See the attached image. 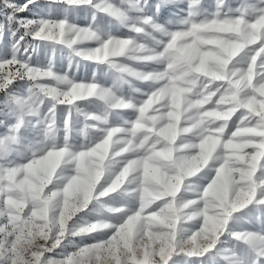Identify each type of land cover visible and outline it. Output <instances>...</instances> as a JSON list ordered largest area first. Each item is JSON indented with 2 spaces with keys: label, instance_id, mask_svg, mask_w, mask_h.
<instances>
[{
  "label": "clouds",
  "instance_id": "9594fccd",
  "mask_svg": "<svg viewBox=\"0 0 264 264\" xmlns=\"http://www.w3.org/2000/svg\"><path fill=\"white\" fill-rule=\"evenodd\" d=\"M138 2V0H137ZM223 5L215 6L212 13L229 18L237 25V31L230 39L243 41V44L237 45L235 50L231 52L234 57L232 66L228 68V72L232 75L240 77L243 75L244 62L248 58H254L257 54V49L252 47L257 41L264 39V0H220ZM54 7L53 3H48L46 8L48 11ZM112 5L109 2L101 3V0H96V3L86 7V12H91L95 16L94 22H89L86 27H76L69 24L64 27L60 36V47L54 52L43 50V55L38 59L39 68H34L29 72H25L21 67L17 78V85L0 95V145L4 146L2 158L6 164L17 165L20 160H30L37 152H47L49 154L59 155L64 159H70L78 154L79 150H73L74 145L70 142L72 139L82 138L79 145L80 149L92 146L94 152L100 154L101 165L99 171H89L85 179L92 184L97 183L101 178L107 180L110 170L104 167V160L111 150L113 157L118 156L121 152L128 148V139L125 133L127 129L119 127V124L110 123V116H119L120 121L127 122L124 116L119 113L113 115L114 110L122 106H133L125 104L123 99V85H128L132 92L139 91L132 84L133 80L147 82L148 87L152 84H159L156 89L161 95L169 89L170 83H174L177 74L170 75L169 73H181L184 77L185 87L180 91L191 93L192 95H201L205 88L212 85L213 81L202 79L199 75L189 74V69L183 65H174L169 60L162 49L160 52L151 50V54L155 66L150 70L145 71L139 65L132 62L140 59L147 45L131 44L125 46L123 44L106 45L105 41L109 35L107 30L111 25L117 23L127 26L128 24L135 25L140 19L137 13L129 12L127 9L102 15L101 9H111ZM41 11H45V6L41 7ZM73 11H75L73 9ZM208 9H202V15L207 13ZM184 18H179L175 23H182ZM40 27L37 23L27 29L28 32L35 31ZM44 32L50 36L57 33V28L47 26ZM37 44L40 42L37 41ZM101 50H104L102 56ZM12 54L15 56V47L12 49ZM211 54H205V57H210ZM95 62V63H90ZM222 66L211 65L208 72ZM195 73L194 71H191ZM208 73L206 72L205 75ZM46 77V79H38L37 77ZM84 76L93 78L96 83L91 86H83L77 83L79 78ZM167 80L165 81V77ZM15 78V74H14ZM160 81H165L160 83ZM199 81V85L198 82ZM199 87V92L194 89ZM231 87L226 89L220 96L217 103H222L229 98ZM214 93L208 92L202 100H190L185 97L188 107H198L200 104L207 102ZM235 97V93H231V98ZM20 98L27 100L24 106L19 105L16 101ZM81 99L82 103H73V100ZM67 101V103L65 102ZM69 105V108L61 107ZM175 105L179 108V101H175ZM70 113V115H67ZM169 116L176 115L169 112ZM215 108L200 113V119L196 125L182 129L184 132H191L193 137L190 139L183 137L185 141L180 145L186 149L180 153L174 160L165 164V167L175 168L177 176L183 175L187 177V183L184 185V194L180 199H185V194L195 193L198 186L191 179L194 177L198 169L197 153L194 151L197 147L201 151L205 149L206 142L211 139L205 135L210 129L202 125L206 118H219ZM67 116V118H66ZM176 118L179 119L178 115ZM163 119V117H161ZM214 123V119H208L207 125ZM223 125L219 128L211 129V131H222ZM197 128V131H192ZM171 130V134H169ZM176 128L174 124H167L161 127L158 133L166 141H171L175 138ZM235 135V134H234ZM62 137V143L59 142ZM145 135L141 144L147 140ZM157 143L159 140L156 141ZM165 149L169 150L166 144ZM65 168L61 169L58 181L53 190L45 198L43 202L33 201V207L40 210L45 222L42 226H38L39 230L30 235V238L23 244L19 245L18 250L15 248L21 237L17 236L15 240L9 242V246L4 248L0 259L5 264H82V259L79 256L69 254L66 258L62 257L61 253H55L57 246L62 240L66 244L75 245L72 239H66L64 233L66 231V220L72 217L67 216L69 207L75 209L82 207L87 202V194H84L81 200V194L78 189L72 188L71 204L68 201V185L71 181L80 174L75 171L66 172ZM253 173L247 176V182L243 184H234L232 188L233 210L243 207L250 202L258 191L264 195V178H254ZM179 184V182H178ZM178 188V185H177ZM229 207V205H225ZM189 215H192L189 213ZM244 220L243 215L236 216L233 221L235 226L243 227L241 223ZM251 223V221H248ZM77 231H86L89 227L87 221L77 222ZM47 231H44V229ZM257 231H264V228L256 226ZM208 230L202 229L194 231L191 229L182 228L177 234H171L173 242L169 243L165 239L162 247H167L170 251L167 256L169 258L173 254L175 257L183 259L184 264H191L189 258L192 256H204V253L209 254L200 264H224L221 259L225 255H233L236 251L217 248L213 253L212 249L216 244L217 234L213 230L212 235L206 234ZM246 235V230H242ZM7 240V236L5 237ZM248 246L251 247L258 255H264V237H252L248 241ZM235 248V245H233ZM240 252L246 253L245 246L241 247ZM71 253V252H69ZM18 258V259H17ZM166 258V259H167ZM245 264H249V257L243 256ZM165 259V260H166ZM160 258H157L159 264ZM173 264H178L177 260H173ZM251 264H256L255 258H251Z\"/></svg>",
  "mask_w": 264,
  "mask_h": 264
},
{
  "label": "snow or ice",
  "instance_id": "6c2138e0",
  "mask_svg": "<svg viewBox=\"0 0 264 264\" xmlns=\"http://www.w3.org/2000/svg\"><path fill=\"white\" fill-rule=\"evenodd\" d=\"M109 2L112 5L111 9H101L102 14L109 15L111 13L118 12L127 9L129 12L137 13L140 19L136 21L135 25L128 24L125 28L128 29L122 35H113L109 33L106 38L105 44H123L125 46L133 43L138 45H147V50L144 55L136 60L141 65H147L149 62H154L151 50L156 52L164 50L165 56L173 62L174 65H187L190 71L198 73L201 71L200 66L193 65L191 63L193 53L197 47H199V36L202 34L200 29L202 27L212 26L217 23L232 22L227 17H224L221 13L220 16H216L214 13L207 12L202 15V9L206 8L204 0H156L153 6L155 11L151 14L147 11L149 4L148 0H101V3ZM177 2L183 3L184 7L180 9L184 12L183 22L180 23L177 30H170L166 25L171 24V20L165 21L164 24L158 22V18L162 14V9L171 4ZM50 3L57 5V17L47 18V14L41 11V3L39 0H23V3L18 0H0V95L6 93L17 85V78L21 67L25 72H29L34 68H39L40 64L38 59L41 57V49L48 52H54L60 47V36L62 35L65 26L72 24L76 27L79 26L68 20V8L73 6H86L89 7L96 3V0H50ZM215 6L223 5L220 0H212L211 8ZM63 11V15H61ZM50 12V11H49ZM31 13V15H28ZM175 15V13H170ZM95 21V16H92V21ZM39 23L40 27L35 31L28 32L31 26ZM15 25V27H13ZM54 26L59 29V35L50 36L44 32V28L47 26ZM178 37L191 38V45L188 49L184 50L182 54L178 53L174 49V44ZM13 43H8L9 40H13ZM27 38V39H26ZM30 38V39H28ZM40 43L37 44L36 42ZM243 44V43H242ZM15 47V56L12 54V49ZM257 49V54L254 58H248L244 62L243 75L237 77L230 72H225L223 75L225 78L220 80H213L212 88L216 90L220 96L233 86V77L235 84L239 85L245 80L246 76L251 75V87L245 93L251 98L262 99L264 98V39L257 41L252 45ZM206 54V53H205ZM234 57L229 56L227 61L228 68L232 66ZM15 74V78H14ZM170 75L177 73H169ZM167 76L165 77V81ZM165 81H160L164 83ZM77 83L83 86H91L96 83L93 78L84 76L77 80ZM159 84H152L148 87L150 90L143 93V99L139 106L133 107V117L128 119L127 122H122L117 126L124 127L128 131L125 135L128 137L131 134V138L128 139V148L121 152L118 156L113 157L111 150L108 152L107 158L104 160V167L110 170L108 179L101 178L94 187L90 188L92 198L80 208L79 211H74L71 219L67 220L66 231L64 236L66 239L88 235L92 243H81L74 245V251L71 253L66 251H59L57 249H65V241L62 240L57 246L54 253H61L62 257L66 258L69 254L79 256L82 259V264H157V254L155 252L149 253L147 260L145 261L144 253L139 251L135 246V239L137 236L146 235L154 227L156 221L161 217H168V210L173 207V202L170 198L164 197L158 198L156 195H150L152 181L143 172V168L146 163L151 159L152 153L145 154L146 149L137 145L136 141L139 139L138 130L144 127L142 119L145 116V106L148 105L152 98L158 94L156 89ZM21 106L27 104V100L20 98L16 101ZM79 103V101L77 102ZM61 107L69 108L70 106L65 104ZM127 109L129 106H124ZM242 112L237 110L231 116L230 122L224 128V140L227 147V143L230 142V137L236 131L237 121L241 118ZM67 115H70L68 113ZM67 118V116H66ZM252 119L257 125L264 124V113L259 116L252 114ZM257 139V138H253ZM264 141V138H260ZM223 149L217 150V157L208 161V163L196 172L195 178L206 167L210 165V161L215 162L213 169L214 174L210 180L203 186H198L197 191L192 198L180 199L181 194H178L176 199L183 204V212L179 213L174 219L173 227L175 232L179 234L185 222L192 221L198 227L194 231H200L206 229L207 216L204 214V209L207 204L206 197L212 190L213 186L221 180L225 179V169L228 164L227 160H221L218 158V153ZM5 149L3 145H0V209L5 207V200L11 199L9 193L12 191V179L15 177L16 186L19 187L27 179L28 171L33 165H40L46 161L51 160L55 171L50 177L43 180L41 187L43 188V195L46 198L49 193L55 187V181L58 180L61 169L71 167L66 165L59 158V155L49 154L47 152H37L30 160H25L17 165L6 164L2 158ZM95 148L92 146L84 147L79 150L78 154L74 155L71 159L76 164V172L81 170L79 161L90 152H94ZM258 151L256 146L252 147V152ZM67 159H65L66 161ZM264 178V155H261L259 163L256 168L254 178ZM76 179L74 178L68 185V198L71 197V191ZM162 195V194H160ZM116 196L129 197L134 206L123 205L120 207L109 208V211L119 216V223H108L107 221L95 220L92 222L87 221L89 225H95L89 227L86 231H77L73 218L78 212L86 208L90 202H100L101 198L108 197L114 199ZM86 205V206H85ZM251 205L257 210V222H260V212L264 210V195L260 191L256 196L243 207L231 211L225 222L220 226L221 230L217 234L216 244L212 251L216 249L221 237L228 232L236 241L242 242L246 248V253L235 252L233 255L222 256L224 264H245L243 256L246 254L249 257V264H251V258H255L256 264H264V255H258L251 247L248 246V241L252 237L260 236L264 237V231L246 230V235L242 231L232 230L230 227V220H233L236 216L233 214L237 210L245 209L246 206ZM103 207V205H101ZM25 210L31 212L26 204ZM191 213L192 215H189ZM3 212L0 211V222L6 221ZM109 229L110 234L103 239H97L91 235L99 230ZM127 234V243L124 242V237ZM11 235V234H10ZM11 242V241H10ZM208 254L204 253V256ZM175 255L173 254L166 260L160 258L159 264H170ZM203 257V256H192ZM0 264L5 262L0 259ZM10 264V262H9ZM200 264V262H197Z\"/></svg>",
  "mask_w": 264,
  "mask_h": 264
},
{
  "label": "rangeland",
  "instance_id": "374dc122",
  "mask_svg": "<svg viewBox=\"0 0 264 264\" xmlns=\"http://www.w3.org/2000/svg\"><path fill=\"white\" fill-rule=\"evenodd\" d=\"M18 2L23 3V0H18ZM39 2L42 6H45L44 13L47 14V18H58L57 5L55 3H53L54 7L49 12L46 5L50 0H39ZM155 3L156 0H148L149 7L147 11L150 14L155 11L153 7ZM204 3L208 12H211L213 9L209 6L212 4V0H204ZM183 7V3L177 2L163 8L161 10L162 14L158 18V22L164 24L165 21L171 20L172 23L166 26L170 30H177L181 26L174 21L184 17V12L180 11ZM73 9L75 11H73ZM85 9L86 6H73L68 8L67 14L69 22L75 23L79 26H88L89 22L92 21V13L90 11L86 12ZM170 13H175V15H170ZM28 15H31V13H28ZM61 15H63V11H61ZM13 27H15V25H13ZM107 30L113 35H122L128 31L125 26L117 23L111 25ZM236 31L237 25L233 21L202 27L200 29L202 34L199 36V47L195 49L191 60L193 65L200 66L201 71L198 73H192L189 70V74L199 75L202 79L210 81L225 78L223 74L228 71L227 61L231 52L235 50L237 45L243 43L241 40L230 39L231 36L236 34ZM57 34L59 35V29H57ZM14 39L15 38L9 40L8 43H13ZM191 43L192 41L189 37H178L174 44V49L182 54L184 50L189 48ZM205 53H210L211 56L206 58ZM40 54L41 56L43 55V49H41ZM100 54L103 56L104 50H101ZM150 54L154 53L150 52ZM132 63L141 66L145 71H148L155 66V61L149 62L147 65H141L139 62ZM211 65L222 66L223 71H221L220 68H216L211 72H208ZM184 67L188 69L187 65ZM206 72L208 73L207 75H205ZM177 77L179 78L176 79L174 83H170L169 89L166 90L165 94L161 95L158 93L152 98L151 102L145 106V116L141 118L144 127L139 129L137 133L139 136V139L136 141L137 145L146 149L145 154L152 153L151 159L143 168V172L152 181L150 195H156L161 199L168 197L173 202V207L168 210V217H161L156 221L154 227L148 234L137 236L135 239V246L139 251L144 253L145 261L147 260L148 254L152 252L157 254V258H167L170 250L167 247H162V245L164 244L165 239H167L169 243L173 242L171 234L175 230L172 226L174 219L184 210L182 202L177 200L176 197L178 194H184V185L187 183L188 178L183 175L177 176L175 168L164 166L169 161L174 160L180 153L186 151V149L180 147V145L185 142L182 139L183 137L197 139L192 136L191 132H184L182 129L196 125L197 121L200 119V113H205L215 108V110L221 114L219 118H206L204 123L199 126H207L210 129L205 135L210 136L211 139L206 142L203 151H201L199 147L194 149L197 153L196 167L198 171L204 167L209 160L217 157L218 149H223L218 153V158L228 161L225 169V179L214 185L206 197L207 204L204 209V214L207 216L206 229L208 231L206 234L208 236L212 235L213 230L218 234L221 230L220 226L225 222L227 215L233 211V208L231 207L233 203V185L246 183L249 173L255 175L260 157L261 155H264V141L260 139L264 138V124L257 125L252 119V114L259 116L264 113V98L255 99L245 94L251 87V75L246 76L245 80L239 85L235 84V79H237V77H233V86L228 94L229 98L219 104L217 101L220 100V95L216 93V90L212 88V85L205 88L201 95H192L191 93L179 90L186 85L184 83V77L181 76L180 72L177 73ZM37 78L46 79V77L42 76ZM197 83L199 85V81ZM132 84L135 88L139 89V91L132 92L128 85H123V99L126 105L130 104L133 106H139L141 99L144 98L143 93L150 89L148 88L147 82L133 80ZM199 90V87L194 89L195 92H199ZM209 91H212L214 94L207 102L200 104L198 107H188L185 100L186 96L190 100H202L204 96L208 95ZM231 93H235L234 98H231ZM176 100L179 101V108L175 105ZM78 101L79 103H82L81 99H76L72 102L77 103ZM65 102L67 103V101ZM133 110L132 106L127 109L122 106L115 109L113 115L115 116L116 113H119L128 120L133 117ZM237 110L241 111L243 114L237 121L235 135L232 134L230 142L227 143V147L225 148L224 128L230 122L233 113ZM169 112L178 115L179 119L176 118V115L169 116ZM161 117H163V119H161ZM109 118L110 123L112 124H122L123 122L119 120V116H110ZM208 119H214V123L207 125ZM167 124H174L176 128L175 138L170 142L158 136L161 127ZM221 125L224 126L222 131H211V129L219 128ZM2 130L3 129L0 128V131ZM197 130V128L192 129V131ZM169 134H171V130H169ZM145 135H147L148 138L143 144H141V140H144ZM129 138H131V134L126 137V139ZM81 140L82 138L72 139L70 136V142L74 145L73 150H81L79 147ZM157 140H159L158 143L156 142ZM59 142L62 143V137ZM166 144L169 146L170 151L165 149ZM253 146H256L258 149L256 153L252 152ZM59 159L66 165H71V167L65 169L66 172L76 170V164L71 158L66 161L62 157ZM24 161L25 160L22 159L20 160V162ZM79 163L81 170L73 188L80 191L81 200H83L85 193L89 200H91L92 193L89 189L94 187V184L86 180L85 176L89 171H99L102 163L100 154L97 152L87 153ZM214 167L215 162L210 161L208 167L202 170V172L195 178L191 179L195 181L197 186L205 185L214 174ZM54 171L55 168L53 163L49 160L40 165H33L28 171L27 179H25L23 184L19 187L16 186L15 177L12 179V191L9 195L13 198L5 200V207L0 209V211L3 212L4 217L7 218L6 221L0 222V254L3 253L5 247L9 246V242L15 240L17 236L21 237L15 245V248L18 250L19 245L25 243L27 239L30 238L31 234H34L39 230L38 226L44 224L45 218L42 217L39 209L33 207V201L43 202L45 200L41 184L43 180L50 177ZM54 183L57 184L60 183V181L57 180ZM193 195L194 193L185 194V198H192ZM68 201L69 204H71V197L68 198ZM26 204L31 208V212L25 210ZM226 204L229 205V207L226 208ZM101 205H103V207ZM123 205L134 206L129 197L116 196L114 199L108 197L101 198L99 203L96 201L90 202L86 208L76 214L73 220L77 222L102 220L112 224L119 223L118 214L110 212L109 208L120 207ZM73 210L79 211L80 207L75 209L69 207L67 210V216L71 217L74 215ZM233 215H243L244 220L241 222L243 224L242 228L235 226L234 221L230 220L229 224L232 230H256V226L264 228V210H261L260 212L259 223L257 222L258 212L251 205L246 206L245 209L237 210ZM248 221H251V223ZM183 226L186 229L191 230H195L198 227V225L192 221L185 222ZM44 231H47V229L45 228ZM109 234V229H103L92 233L91 235L95 236L97 239H103ZM6 236L7 240L5 239ZM70 239H72L75 244H87L93 242L89 239L88 235L72 237ZM127 239L128 237L126 234L124 237L125 243H127ZM233 245H235V248H233ZM242 246H244L242 242L236 241L228 234V232H225L218 242L216 249H229L236 251L239 254ZM216 249L212 252L215 253ZM74 250L73 245L66 244L65 249H57L56 251L71 252ZM208 256L209 254L205 255V257ZM205 257H191L189 260L191 261V264H197V262L203 261ZM173 259L177 260L178 264H184L183 259L180 257H174ZM170 264H172V261H170Z\"/></svg>",
  "mask_w": 264,
  "mask_h": 264
}]
</instances>
